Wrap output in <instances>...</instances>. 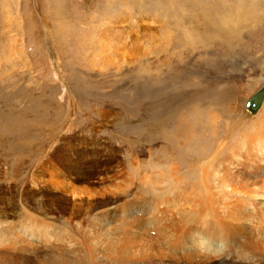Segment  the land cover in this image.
I'll use <instances>...</instances> for the list:
<instances>
[{
  "label": "rangeland",
  "instance_id": "rangeland-1",
  "mask_svg": "<svg viewBox=\"0 0 264 264\" xmlns=\"http://www.w3.org/2000/svg\"><path fill=\"white\" fill-rule=\"evenodd\" d=\"M260 85L264 0H0V262L254 260Z\"/></svg>",
  "mask_w": 264,
  "mask_h": 264
},
{
  "label": "bare ground",
  "instance_id": "bare-ground-1",
  "mask_svg": "<svg viewBox=\"0 0 264 264\" xmlns=\"http://www.w3.org/2000/svg\"><path fill=\"white\" fill-rule=\"evenodd\" d=\"M263 103H264V97H263V100H262V103H261V105H260V107H259V109L255 112V113H257L261 108H262V106H263ZM246 112H247V114L248 115H251L252 113H250V112H248L247 110H246ZM254 113V114H255ZM181 126V125H180ZM185 129L186 128H182V130L183 131H181V127H178V129L176 130V134L179 136V135H182L183 136V138H184V141H187V137H189V138H191V135H190V133L188 132V133H186V131H185ZM180 137V136H179ZM194 137H196V136H194ZM182 140V139H181ZM65 160V159H64ZM64 160H62V163H63V161ZM69 166V165H68ZM70 168H72V167H70ZM83 169V168H82ZM87 169V168H86ZM85 170V169H84ZM79 169H78V167H76V170L74 171V174L75 175H77L78 173H79ZM82 172V171H81ZM83 173V172H82ZM86 173V172H85ZM69 174V173H68ZM67 174V175H68ZM88 175H91V174H88ZM87 176V175H86ZM82 179H84V178H82ZM72 180V179H71ZM69 181V180H68ZM206 188V187H205ZM81 190H83V189H81ZM84 192V191H83ZM82 192V193H83ZM76 193V192H75ZM78 193V192H77ZM77 193H76V197L77 196H80V195H77ZM86 193V192H85ZM74 194V193H73ZM83 195H81V197H82ZM0 199H1V197H0ZM55 200V202H56V205H55V207H56V209L58 210V208L59 209H61V211H58V212H54L55 214H56V219H59L60 221H62V220H66L67 218H69V217H67L68 216V213H69V200H67V198L66 197H62V198H55L54 199ZM51 202V201H50ZM54 209V208H53ZM49 210V209H48ZM51 212H53V210L51 209L50 210ZM56 211V210H55ZM2 213V212H1ZM4 213H6V212H4ZM243 215L245 216V217H247L248 218V215L249 214H251L252 216H253V218L254 219H256V221L257 222H259L260 224H263L264 225V202H262V203H257V204H250L249 206H243ZM3 214V213H2ZM7 214V213H6ZM70 214V213H69ZM4 216H5V214H3ZM67 215V216H66ZM66 216V217H65ZM1 217V216H0ZM65 218V219H64ZM2 219V218H1ZM239 219V218H238ZM11 220V219H10ZM67 221V220H66ZM12 220L11 221H7V220H5V219H3V220H0V226H1V228L3 227V229L4 228H6V229H9V228H11L12 227V224L14 223V221L12 222ZM64 222V221H63ZM16 223V222H15ZM28 223H29V221H28ZM33 223V222H32ZM14 225V224H13ZM19 225V224H18ZM17 224H16V227L18 226ZM24 225H26V224H24ZM30 226V225H29ZM35 226V225H34ZM22 227H24V226H22ZM36 227V226H35ZM26 228V227H25ZM31 228V227H30ZM22 229V228H21ZM25 230H27V229H25ZM36 230V229H35ZM7 232H8V230H7ZM27 232V231H26ZM26 232H24V233H26ZM17 233V232H16ZM34 235H36V233H33ZM32 235V234H31ZM1 236H5V235H3V232L1 231V229H0V238H1ZM37 236V235H36ZM11 237V236H10ZM16 237V236H15ZM39 237V236H38ZM38 237L36 238V239H38ZM21 238V237H20ZM48 238V237H47ZM58 238V237H57ZM208 238V237H207ZM30 239V238H29ZM39 239H41V237L39 238ZM42 240V239H41ZM58 240V239H57ZM56 240V241H57ZM53 241H55V239L53 240ZM63 241V240H62ZM212 241V240H211ZM210 241V242H211ZM11 242V241H10ZM16 242H18V241H16ZM49 242V241H48ZM216 242V241H215ZM37 243V242H36ZM42 243H44V242H42ZM52 244H54L53 242H51ZM50 243V244H51ZM196 243L199 245V250L200 251H202V252H207V250H210V247H209V244H208V242L206 243L204 240L203 241H201V239H197L196 240ZM60 244H62V243H60ZM65 244V243H64ZM191 244V243H190ZM8 245H10V244H8ZM23 245V244H22ZM32 245V244H31ZM14 246V245H13ZM0 247H2V245H1V243H0ZM33 247V246H32ZM35 247V246H34ZM39 247V246H38ZM3 248V247H2ZM0 248V260L1 259H3V257H5V256H7L8 255V253H10V252H12V251H10L9 249L7 250V248ZM31 248V247H30ZM42 248V247H41ZM28 249V248H27ZM40 249V248H39ZM77 249V248H76ZM30 250V249H29ZM32 250V249H31ZM35 250H37V248L35 249ZM67 248H65V247H63L62 248V250H60L59 249V251L57 252V251H54V250H51V249H49L48 248V250L47 251H50V252H46L45 254H44V257H43V255H42V258H43V260H41V264H71V262H70V260L69 259H67V258H65L63 255H65V254H68V253H66L67 252ZM78 250H80V249H78ZM22 251V250H21ZM25 251V250H24ZM38 251V250H37ZM16 251H14V253H15ZM19 252V251H18ZM32 252V251H31ZM34 252V251H33ZM72 252H74V250L72 251ZM24 253V252H23ZM37 253H39V252H37ZM27 254V253H26ZM30 254H32V253H30ZM30 254H28V255H30ZM41 254V253H40ZM70 254H71V252H70ZM76 254H77V252H76ZM225 255H227V256H225V257H227V258H229V257H231V264H237L236 262L238 261L240 264H243L244 262H245V264H264V249L260 246L259 248H258V255L256 256V258L254 259V260H240L241 259V257L240 256H238V257H235L234 256V254H230V253H228V254H225ZM56 258H58V261L57 260H53V259H56ZM227 258H226V260H227ZM33 259H34V255H33ZM39 260V259H38ZM226 260H225V262H226ZM229 260V259H228ZM227 260V261H228ZM25 263L24 264H26L27 262L26 261H24ZM59 262V263H58ZM77 263V262H76ZM0 264H2L1 262H0ZM16 264H18V263H16ZM72 264H74V263H72ZM79 264V263H78ZM158 264H164V261H158ZM226 264H228V263H226Z\"/></svg>",
  "mask_w": 264,
  "mask_h": 264
},
{
  "label": "water",
  "instance_id": "water-1",
  "mask_svg": "<svg viewBox=\"0 0 264 264\" xmlns=\"http://www.w3.org/2000/svg\"><path fill=\"white\" fill-rule=\"evenodd\" d=\"M264 97V85H260L258 89L251 94L244 103V108L248 112L254 114L260 107Z\"/></svg>",
  "mask_w": 264,
  "mask_h": 264
}]
</instances>
